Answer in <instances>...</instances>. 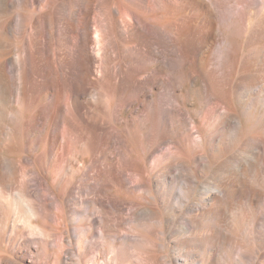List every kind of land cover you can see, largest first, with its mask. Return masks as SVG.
<instances>
[{
  "label": "bare ground",
  "instance_id": "bare-ground-1",
  "mask_svg": "<svg viewBox=\"0 0 264 264\" xmlns=\"http://www.w3.org/2000/svg\"><path fill=\"white\" fill-rule=\"evenodd\" d=\"M0 264H264V0H0Z\"/></svg>",
  "mask_w": 264,
  "mask_h": 264
}]
</instances>
